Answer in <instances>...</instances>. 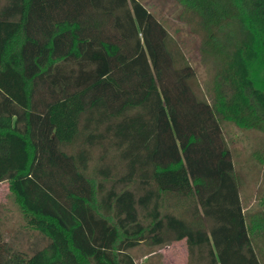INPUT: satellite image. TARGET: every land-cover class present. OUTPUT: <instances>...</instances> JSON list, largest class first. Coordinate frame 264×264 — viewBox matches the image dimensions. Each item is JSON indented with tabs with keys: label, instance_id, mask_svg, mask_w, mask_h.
I'll list each match as a JSON object with an SVG mask.
<instances>
[{
	"label": "trees",
	"instance_id": "16d2710c",
	"mask_svg": "<svg viewBox=\"0 0 264 264\" xmlns=\"http://www.w3.org/2000/svg\"><path fill=\"white\" fill-rule=\"evenodd\" d=\"M207 40L211 101L138 0H0V182L47 239L0 264H260L219 120L264 127V0H179ZM96 151L94 156L93 152Z\"/></svg>",
	"mask_w": 264,
	"mask_h": 264
},
{
	"label": "rangeland",
	"instance_id": "374dc122",
	"mask_svg": "<svg viewBox=\"0 0 264 264\" xmlns=\"http://www.w3.org/2000/svg\"><path fill=\"white\" fill-rule=\"evenodd\" d=\"M164 27L170 49L178 51L192 68L189 84L200 99L211 101L213 63L201 52L207 40L198 16L179 0H138ZM229 150L237 182L240 204L247 224L251 216L264 212V127L244 128L219 120ZM96 151L93 152L94 156ZM0 237L11 250L30 255L44 247L47 239L29 227L21 214L7 182H0ZM260 264H264V237L250 236ZM136 264H192L184 240H168L160 245L141 242L128 249Z\"/></svg>",
	"mask_w": 264,
	"mask_h": 264
}]
</instances>
